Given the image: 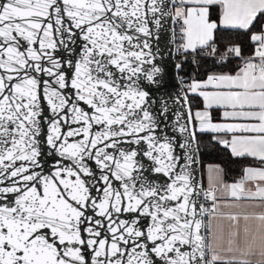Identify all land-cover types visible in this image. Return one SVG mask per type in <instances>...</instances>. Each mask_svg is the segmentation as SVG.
<instances>
[{
  "label": "snow or ice",
  "instance_id": "snow-or-ice-1",
  "mask_svg": "<svg viewBox=\"0 0 264 264\" xmlns=\"http://www.w3.org/2000/svg\"><path fill=\"white\" fill-rule=\"evenodd\" d=\"M0 264H264V0H0Z\"/></svg>",
  "mask_w": 264,
  "mask_h": 264
},
{
  "label": "water",
  "instance_id": "water-1",
  "mask_svg": "<svg viewBox=\"0 0 264 264\" xmlns=\"http://www.w3.org/2000/svg\"><path fill=\"white\" fill-rule=\"evenodd\" d=\"M171 28V22L166 21L164 23V26L160 29L159 36L154 38L152 41L153 49H159V54L157 55V63L163 69V71L162 74L158 77V84L152 85L151 87L154 91L158 89V91H156V97L163 99H167V94L169 93L174 96L180 88V70H177L175 67V65L179 64L180 62L176 59L175 42L173 41ZM169 103H171V101H169ZM193 148L198 149L197 143L193 144ZM197 159L198 163L194 165L196 169L195 175L198 182L203 186L199 151L197 153Z\"/></svg>",
  "mask_w": 264,
  "mask_h": 264
},
{
  "label": "trees",
  "instance_id": "trees-1",
  "mask_svg": "<svg viewBox=\"0 0 264 264\" xmlns=\"http://www.w3.org/2000/svg\"><path fill=\"white\" fill-rule=\"evenodd\" d=\"M231 39H236V35L232 34ZM177 60L181 63L184 57H177ZM192 58L188 56V61L183 63L182 69L179 71V78L191 76L195 71V65L191 63ZM211 61L204 67L210 66ZM204 67L200 68V71H204ZM199 143L197 148L200 156L201 175L203 179V169L208 164L220 165L224 169V178L226 180H235L242 174V169L249 163L248 158H233L230 153L218 145L209 143L210 137L208 135L197 134ZM203 181V180H202ZM203 187H205L203 185Z\"/></svg>",
  "mask_w": 264,
  "mask_h": 264
},
{
  "label": "crops",
  "instance_id": "crops-1",
  "mask_svg": "<svg viewBox=\"0 0 264 264\" xmlns=\"http://www.w3.org/2000/svg\"><path fill=\"white\" fill-rule=\"evenodd\" d=\"M214 114H215V112H214ZM246 158H248L249 159V163L246 165V166H255L256 164H257V162L255 161V160H253V158H251V157H246ZM209 165H215V164H208V165H206L205 167H204V169H203V185L205 186V187H207V186H212V184H213V182L217 179V177H216V174L213 172V173H210L209 172ZM242 175V174H241ZM241 176H239L237 179H239ZM222 179L225 181V182H227V183H232V182H234L235 180H237V179H235V180H226L225 178H224V175H223V177H222ZM217 195L218 196H220L221 195V193L219 192V191H217ZM225 211H227V210H225ZM224 223H227L226 221H224Z\"/></svg>",
  "mask_w": 264,
  "mask_h": 264
},
{
  "label": "built area",
  "instance_id": "built-area-1",
  "mask_svg": "<svg viewBox=\"0 0 264 264\" xmlns=\"http://www.w3.org/2000/svg\"><path fill=\"white\" fill-rule=\"evenodd\" d=\"M179 42V40H178V36H177V38H176V41H175V55H176V59H177V57H184L183 55H181L180 53H178L177 51H176V44ZM190 58H192V56H191V54H189L188 55ZM183 78H185V79H187L186 77H183ZM211 186H207V187H203L205 190H207V189H209ZM202 199H204L203 197H202ZM205 202V206L206 207H210L211 206V201H204Z\"/></svg>",
  "mask_w": 264,
  "mask_h": 264
}]
</instances>
